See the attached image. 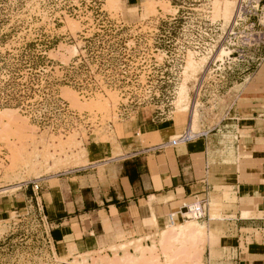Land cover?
Here are the masks:
<instances>
[{
  "label": "rangeland",
  "instance_id": "obj_1",
  "mask_svg": "<svg viewBox=\"0 0 264 264\" xmlns=\"http://www.w3.org/2000/svg\"><path fill=\"white\" fill-rule=\"evenodd\" d=\"M238 2L146 0L129 10L126 0H0V264L55 258L28 182L66 177L87 165L90 141L114 144L117 127L151 116H170L184 132L192 116L199 133L200 119L209 123L225 107L232 83L245 84L252 72L264 79V25L246 20L228 34ZM244 42L249 64L225 65ZM252 43L258 51L248 49ZM211 52L224 58L221 66L212 65ZM145 136L159 143L157 133ZM183 217L124 245L132 253L140 246L130 263L204 264L208 244L179 228L206 224Z\"/></svg>",
  "mask_w": 264,
  "mask_h": 264
},
{
  "label": "crops",
  "instance_id": "obj_2",
  "mask_svg": "<svg viewBox=\"0 0 264 264\" xmlns=\"http://www.w3.org/2000/svg\"><path fill=\"white\" fill-rule=\"evenodd\" d=\"M145 1L126 5L134 10ZM249 75L245 84L232 83L226 95L241 87L224 96L216 119H200L192 142L157 150L184 131L170 116H151L129 130L117 127L114 144L90 141L87 165L42 179L35 201L49 228L52 264H131L140 246L132 253L124 245L152 235L156 223L161 228L170 213L179 218L199 199L206 201L200 222L213 231L204 264H264V79ZM154 132L157 144L145 136Z\"/></svg>",
  "mask_w": 264,
  "mask_h": 264
},
{
  "label": "built area",
  "instance_id": "obj_3",
  "mask_svg": "<svg viewBox=\"0 0 264 264\" xmlns=\"http://www.w3.org/2000/svg\"><path fill=\"white\" fill-rule=\"evenodd\" d=\"M264 0H239L236 9H235V13L233 16V19L231 20L230 23V27L228 34H232L234 33V29L237 28L241 23L245 22L246 20H251V19H255V22L258 25H264V3L261 4V8L260 7V3L263 2ZM255 22L253 24H250V26H254ZM259 41H257V47L260 45V43H258ZM247 42H244V44L242 45H235L233 43V45L236 46V50L233 49L229 52L228 56H226V60L227 59H231V60H237L239 59L240 63H243V66H246L249 64V62L251 61V58L248 57L247 51L244 49L245 46H247L246 44ZM262 44V43H261ZM230 46V47H233ZM253 43L250 45L249 48H255L256 51H258L256 49V47H253ZM218 47H214L212 49V52L215 53V50L218 49ZM219 50V49H218ZM254 50V51H255ZM212 52L210 53L211 58H212V65L216 64L218 66H221L224 63V58H223V62H217L214 57L212 56ZM234 54H236L234 56ZM233 57V58H230ZM210 61V60H209ZM231 64L228 60L226 61L225 65H229ZM208 68L211 66V63L208 64ZM204 83V77H201L198 80V84H197V91H200L202 86ZM197 95V92H196ZM200 135L198 134L196 137H199ZM204 136V135H202ZM196 137H190L186 132H183L179 135V137H177L176 139H171L170 141H168V143L166 144H162L160 146H157L156 149L157 150H161L162 148H164L165 146H170V147H175L177 145H184L187 143L192 142ZM42 179H35L33 181H30L27 183V185H30V188L32 189L33 192L38 191L39 189V183ZM184 212L188 213L190 215L191 218H193L196 221H201L204 217H205V213H206V201L204 199H199V200H195L194 202L185 205L183 207ZM167 221L171 224H173L174 222H178L179 219L183 220V213H179V218H177V216L173 213H170L166 216Z\"/></svg>",
  "mask_w": 264,
  "mask_h": 264
},
{
  "label": "bare ground",
  "instance_id": "obj_4",
  "mask_svg": "<svg viewBox=\"0 0 264 264\" xmlns=\"http://www.w3.org/2000/svg\"><path fill=\"white\" fill-rule=\"evenodd\" d=\"M238 4V3H237ZM237 4H236V6H237ZM221 54H222V52H221ZM219 57H220V55H219ZM222 58V57H221ZM218 60H219V58H218ZM236 92L235 93H237L238 92V90H235ZM235 93H233V94H235ZM232 96V95H231ZM230 96V97H231ZM235 96H237V95H235ZM238 97V96H237ZM237 100V99H236ZM231 104H234V102L233 103H231ZM193 111H196V105L194 106V110ZM197 114H198V112H197ZM187 121H188V124H187V126H186V133L190 136V137H196L197 135H198V133H194V131L192 130V127H193V121H192V116H190V117H188V119H187ZM184 125V124H183ZM186 213V212H185ZM185 213H183V214H185ZM187 215H189L188 213H187ZM189 219H193V218H191L190 217V215H189V217H188ZM185 219V218H184ZM216 220V219H215ZM214 220V221H215ZM213 221V222H214ZM225 222V221H224ZM218 223V222H217ZM216 223V224H217ZM170 224V223H169ZM178 224V223H177ZM168 225V224H167ZM175 225H176V222H174L173 224H171V225H169V227L167 226V228L169 229H173V228H175ZM179 225V224H178ZM211 225V224H210ZM174 226V227H173ZM217 226V225H216ZM222 226V225H221ZM173 227V228H172ZM178 227V226H177ZM166 228V227H165ZM165 228H164V230H165ZM167 229V230H168ZM162 231L163 233L162 234H165V233H167L168 231ZM175 230V229H174ZM179 230H180V232L183 234V235H185V234H187V233H189V235H190V237H192L195 241H199L200 243H202V244H204V245H206V243H207V241H208V239H209V237L210 236H212V234H213V231L211 230V229H208V227L207 226H205V225H203V224H199V223H193V222H186V224L184 225V226H180V228H179ZM148 236H150V235H148ZM152 236V235H151ZM147 237V236H146ZM148 238V237H147ZM120 259V258H119ZM124 259H126L125 257H124Z\"/></svg>",
  "mask_w": 264,
  "mask_h": 264
}]
</instances>
